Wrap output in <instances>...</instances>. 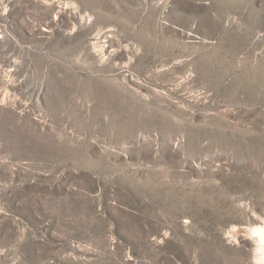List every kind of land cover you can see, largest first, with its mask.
<instances>
[{
  "label": "rangeland",
  "instance_id": "374dc122",
  "mask_svg": "<svg viewBox=\"0 0 264 264\" xmlns=\"http://www.w3.org/2000/svg\"><path fill=\"white\" fill-rule=\"evenodd\" d=\"M264 0H0V264H255Z\"/></svg>",
  "mask_w": 264,
  "mask_h": 264
},
{
  "label": "bare ground",
  "instance_id": "6f19581e",
  "mask_svg": "<svg viewBox=\"0 0 264 264\" xmlns=\"http://www.w3.org/2000/svg\"><path fill=\"white\" fill-rule=\"evenodd\" d=\"M249 238L255 243V250H257L255 264H264V228L251 231Z\"/></svg>",
  "mask_w": 264,
  "mask_h": 264
}]
</instances>
